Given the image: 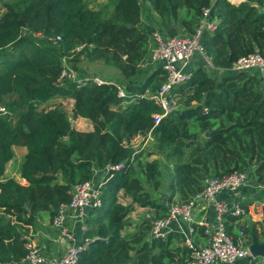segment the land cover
<instances>
[{"label":"trees","instance_id":"obj_1","mask_svg":"<svg viewBox=\"0 0 264 264\" xmlns=\"http://www.w3.org/2000/svg\"><path fill=\"white\" fill-rule=\"evenodd\" d=\"M112 2V13L106 19L88 10L83 0L0 2V11H5L0 17V102L12 93L26 110L14 125L0 117V262L25 258L24 227L41 214L53 219L54 211L70 201L74 185L90 180L95 170L107 165L129 161L132 156L138 160L140 155L130 143L139 135H149L159 152L176 149L183 141L193 143L188 161L175 166L169 182L180 203L199 191L205 178L234 171L264 185L261 77L254 71L230 70L238 58L254 51L264 58V15L255 7L264 8V0L237 5L227 0H144V6L157 16L145 28L140 26L138 0ZM208 7L210 20L217 26L213 33L204 34L201 43L214 68L207 71L202 62L196 66L192 78L174 90L185 105L154 126L152 115L159 110L151 101L138 98L147 89L157 90L163 81L160 67L149 74L153 69L148 64L151 35L155 31L168 38L191 35L200 23L202 8ZM33 33L45 38L59 36L60 41L52 44L34 38ZM83 44L91 48L71 53ZM63 55L72 56L70 62L78 72L75 62L85 59L115 67L127 80L125 87L113 82L123 88L125 97L118 96L113 84L78 86L65 81L56 85ZM55 97L72 100L73 118L90 121L93 130H74L59 109H37ZM215 130L214 136H205ZM199 135H203L201 141ZM13 147L26 149L18 172L22 182L3 179L5 166L14 157ZM132 165L105 177L101 206L87 212L82 243L93 241L80 252L79 264L173 261L171 236L166 241H148L145 223L143 230L121 236L134 204L166 217L173 201L172 196L152 200ZM142 169L146 183L157 189L158 163H145ZM121 192L130 198V204L118 201Z\"/></svg>","mask_w":264,"mask_h":264},{"label":"built area","instance_id":"obj_2","mask_svg":"<svg viewBox=\"0 0 264 264\" xmlns=\"http://www.w3.org/2000/svg\"><path fill=\"white\" fill-rule=\"evenodd\" d=\"M227 1L237 5L245 0ZM216 26V21L210 20V8L208 7L202 8L200 23L191 35L168 38L158 31L152 33L153 45L149 52L148 64L161 68L163 71V81L157 90L152 92L147 89L139 94L138 98L151 101L159 110V112L152 115L154 126H157L163 118L180 108V99L174 93V90L192 78L193 69L189 66L194 60L198 59L201 61L207 71L214 68L201 40L204 34L213 33ZM21 34L23 36L26 35V31H23ZM32 35L36 39H45L52 44H57L60 41L59 36L45 38L40 33H33ZM85 47L91 48L90 45H78L74 47L71 53L78 54ZM71 59L72 56L63 55L61 57V69L56 80V85L61 86L65 81L74 82L78 86H84L88 83L96 86L113 84L95 75L83 76V74L72 67ZM230 70L233 72H256L261 77L264 89V58L258 51L238 58L232 63ZM116 87L118 89V96L124 98L125 92L123 88ZM36 107L39 111L50 109L46 108V103L37 105ZM204 111L207 112V109H204ZM10 115L11 113L4 106L0 105V117L9 118ZM130 144L133 147L132 141ZM133 162L134 157L132 156L129 161L107 165L103 169L105 177H112L111 173L123 171ZM94 177L95 174H93L90 180L74 185L70 201L67 204L61 205L53 217L52 226L60 230L59 235L61 238L69 241L73 239L70 231L64 227V220L68 212H71L75 219L82 222L81 228L84 232L86 230L84 223L87 212L101 206V187L103 182L99 184L94 183ZM248 182V175L239 171H234L220 178H205L199 191L182 203L169 205L166 217H159L154 211H149L145 214L144 219L149 226V238L154 240L167 238L171 232V224L173 222L187 224V230H183L181 226L179 227L180 234L183 236V244L189 251V257L184 264H235L243 260L246 264H255V258L245 245V231H239L237 236L232 238L228 235L225 226L228 216L241 218L245 216V210L238 204L230 205L218 198L221 193L235 194L240 188L247 185ZM259 188L264 190V185H259ZM259 206L264 208V202H261ZM204 208H209L212 219L201 218L195 222L194 212ZM11 219L13 220V217ZM194 225L202 228L203 235L207 240L205 245H196L192 241L191 235L195 232ZM92 241V239H85L80 245L69 248L61 258L52 259L44 258L37 245L26 243L27 254L21 262L6 261L0 262V264H79L80 252L85 250Z\"/></svg>","mask_w":264,"mask_h":264},{"label":"crops","instance_id":"obj_3","mask_svg":"<svg viewBox=\"0 0 264 264\" xmlns=\"http://www.w3.org/2000/svg\"><path fill=\"white\" fill-rule=\"evenodd\" d=\"M145 8L147 10V14L144 15V20L142 19L143 14H141L140 26L142 28H145L148 25L153 24V20L157 18L155 14H153L154 16L150 14L152 13L150 9H148L147 7ZM200 63L201 61H199L198 59L194 60L189 67L194 69L196 66L200 65ZM150 67H156V66L150 65ZM142 68H145V66H143ZM79 73H82V72L80 71ZM177 96L180 99V104H181L182 99L179 97V95ZM70 101H71L70 106L72 108L73 101L72 100ZM195 104L196 103L194 102L192 103V105H195ZM181 107H182V104L180 108ZM84 121L90 123V121L86 119L77 118V122L83 123ZM92 130H93L92 124L90 123L89 128L85 132H91ZM77 131L82 132L81 130H77ZM146 137L150 138L149 135ZM140 138L141 136H137L132 140L133 148H134L135 143L137 144L139 142ZM15 149L16 148L13 147V153H14L13 159L10 162H8L5 166V172L3 175V179L5 180V179L13 178L17 182H22V179L19 177L18 172H19L23 157L26 154V149L24 148L25 151L21 150L20 152L21 154L19 157H16ZM12 167H13L12 172L14 173L13 177L11 175V177L7 178L8 168H12ZM94 174H95V177L93 179L94 183L99 184V183L104 182L105 174L103 170L101 171L95 170ZM121 193H119V195H121ZM218 198L226 201L230 205L238 204L245 210V216L241 218H235L231 216H228L226 218L225 226H226V231L228 235H230L232 238H235L239 231H245L246 233L245 245L247 248L252 243L251 236H250L251 232L254 233L255 237L257 238L259 242L261 243L264 242V208L259 206L261 202H264V190L260 189L258 184L254 183L249 178L248 184L240 188L235 194L229 195L227 193H221L218 196ZM121 204L128 205L130 204V200H128V202L126 203H121ZM149 211L155 212V210L150 209V208L135 207L134 210L125 219V226H126V220L127 222L132 223V225H129L127 223L128 225L126 227L124 226L123 230L121 231V236H130L138 232L139 228L136 227L137 228L136 229L134 225L135 216L138 215L135 213L137 212L140 213V217L142 218V223L146 224L144 217H145V214ZM201 218H207L208 220L212 219V214L209 208L198 209L197 211L194 212L195 222L199 221ZM84 224L86 225V220ZM82 225H83L82 222L75 219L71 212H68L64 220V227L70 231L73 239L70 241L65 240L60 237L59 235L60 230L52 226V219L50 218V216L48 214H41L37 216L30 225H26V227H24L23 234L27 240V243H32L34 245H37L40 248L41 255L44 258L46 259L61 258L69 250V248L78 246L82 243V240L84 237V232L81 228ZM146 226L148 228L146 231V240L154 241V239L149 238L148 236L149 226L147 224ZM180 226L182 227L183 230H187L188 228L187 224H177L174 222L171 224V232L168 235V237L171 236L172 238L170 241L171 242L170 250L172 251L174 258H173V261L166 262L167 264H184V262L189 257V251L184 246L183 239H182L183 236L182 234H180V231H179ZM194 226H195V232L191 235L192 241L196 245H205L207 243V240L203 235L202 228L196 225ZM168 237L165 239H162L161 241H166ZM153 254L157 255L158 251L157 250L153 251ZM261 263L264 264V259L255 258V264H261ZM235 264H246V262L243 260V261L236 262Z\"/></svg>","mask_w":264,"mask_h":264},{"label":"rangeland","instance_id":"obj_4","mask_svg":"<svg viewBox=\"0 0 264 264\" xmlns=\"http://www.w3.org/2000/svg\"><path fill=\"white\" fill-rule=\"evenodd\" d=\"M8 2L11 0H0V2ZM141 4L142 7V19L144 20V15L147 14V10L144 6V0H138ZM85 6L87 7L88 10L93 11V12H98L101 14L102 18H108L110 17L113 9V2L112 0H83ZM4 10L0 11V17L4 13ZM150 13V12H149ZM152 16L155 14L153 11L150 13ZM156 16V15H155ZM151 45V41H150ZM74 66L78 68L83 74V76H89V75H95L98 76L100 79L108 82L112 81L117 84H119L121 87H125L127 85V80L126 78L113 66L104 64L102 60H90V59H85L81 62H75ZM146 67V66H145ZM149 71V74H151L154 70L155 67H152ZM143 74L139 75V79H143ZM182 106L185 105V102L181 100ZM0 105L4 106L10 113L9 122L14 125L18 121L21 120V117L26 113V110L21 107L19 100L15 94H6L3 96L2 101L0 102ZM71 101L60 98V97H55L51 100H49L46 103V108L50 109H59L63 111L69 122L71 127L74 130H81L82 132H85L89 128V122H84L80 123L77 122V118H73L72 116V108H71ZM41 109V108H40ZM87 124V125H86ZM141 136L139 142L134 145V149L136 150V153L140 155L138 160L133 162L132 167L137 171V174L135 175L140 179L142 182L145 190L150 193V196L152 200H161L164 198H169L172 196V203H178L179 202V194L178 193H172L169 189V182L171 179V176L173 175L175 166L177 164H182L188 161L189 155L191 153V150L193 148V143H189V141H183L180 145H178V148L175 149V147L165 149L163 152H159L151 138L145 137L143 135ZM203 135H199V140L201 141L203 138ZM15 152H16V157L20 156L21 150H24L22 147H15ZM16 159V158H15ZM152 161H156L158 163V171H157V176L156 180H158V188L153 189L150 185L146 183L144 173H143V166L145 163H150ZM18 165V163H17ZM13 167L8 168L7 172V178L13 177ZM13 179V178H12ZM119 202L121 203H126L130 198L123 193L118 196ZM131 203V200H130ZM135 207H139L138 205L134 204ZM138 214L135 216V221L134 225L135 228H141L142 230L145 228L144 223H142V218L140 217V213H135ZM132 225V223L127 222L126 220V226ZM125 226V227H126ZM137 229V228H136ZM133 255V253H132Z\"/></svg>","mask_w":264,"mask_h":264},{"label":"water","instance_id":"obj_5","mask_svg":"<svg viewBox=\"0 0 264 264\" xmlns=\"http://www.w3.org/2000/svg\"><path fill=\"white\" fill-rule=\"evenodd\" d=\"M244 2V1H243ZM2 7V5L0 4V8ZM256 9L258 11L259 14H262L264 15V8H261L259 6H256ZM218 132V130H215L213 132H208L206 133V137H212L214 136L216 133ZM57 211H54V214H56ZM250 236H251V240H252V243L251 245L248 247V250L249 252L251 253V255L254 257V258H261V259H264V242H259L257 240V238L255 237L254 233H250Z\"/></svg>","mask_w":264,"mask_h":264}]
</instances>
